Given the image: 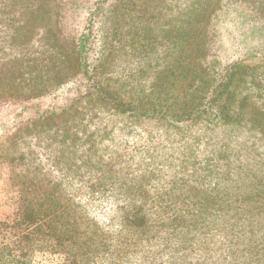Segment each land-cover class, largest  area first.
<instances>
[{"label": "rangeland", "instance_id": "1", "mask_svg": "<svg viewBox=\"0 0 264 264\" xmlns=\"http://www.w3.org/2000/svg\"><path fill=\"white\" fill-rule=\"evenodd\" d=\"M59 3L0 0V242L14 241L4 224H17L22 195L32 182L41 189L50 180L67 179L75 183L70 190L75 196L82 191L78 180L102 179L104 186L84 193H90L89 201L103 222L112 216V198L134 195L148 205L156 234H146L143 242L132 247L126 234L111 264L195 261L196 257H186L191 255L186 241L192 235L182 233L201 227L202 205L208 202L205 198L220 194L221 184L241 182L258 188L262 207L254 211L264 212V112L248 114L252 118L233 142L234 154L222 156L225 160L209 173L213 178L205 189L198 179L207 176L215 150L227 135L224 129H208L206 123L200 124L202 119L175 127L168 117L111 121L107 111L88 124L85 119L91 116L82 118L87 110L82 106L65 116L51 113L50 118L42 119L38 106L55 110V102L38 99L21 103L26 93L47 82L54 68H63L68 60L73 62L68 39L57 32ZM142 9L129 13L122 32L123 47L111 69L116 76L122 73L118 79L133 90L134 97L144 90L152 105L167 103L178 113L185 106H193L207 91L213 67H219V55L233 51L229 42L239 33H226L237 29L234 22L241 16L235 21L236 15L243 13L264 22V0H144ZM17 113L20 119L15 118ZM255 115L261 119L260 128L253 120ZM113 123H117L112 127L114 133L108 134ZM206 207L217 209L209 204ZM179 211L188 221L178 224L172 220L171 215ZM250 218L253 225L249 227L264 226ZM208 223V229L221 236L223 228L214 227L211 218ZM183 226L189 227L184 230ZM31 264L68 261L65 254L38 250Z\"/></svg>", "mask_w": 264, "mask_h": 264}, {"label": "trees", "instance_id": "2", "mask_svg": "<svg viewBox=\"0 0 264 264\" xmlns=\"http://www.w3.org/2000/svg\"><path fill=\"white\" fill-rule=\"evenodd\" d=\"M59 6L57 32L68 39L73 62L68 60L63 68H54L56 71L47 82L38 84L28 95L26 93L21 103L38 99L55 102V110L38 106L42 119L50 118L51 113L65 116L82 106L87 109L82 118L91 116L90 120L85 119L88 124L99 118L100 112L107 111L111 121L168 117L169 124L175 127L185 121L202 119L204 122L200 124L206 123L208 129H224L222 131L227 135L222 137L223 144L218 151L215 150L207 176L198 179L200 185L208 189L213 178L210 174L221 167L220 160H225L222 156L234 154L233 142L243 130L244 123L252 118L248 114L264 112V22L250 15L244 17L243 13L236 15L235 21L241 16L237 23L234 22L237 29L226 33L228 36L239 33L229 42L233 51L219 55V67H213L214 75L206 85L207 91L193 106H185L178 113L167 103L152 105L150 102L153 101L144 90L134 97L133 90L118 79L122 73L116 76L111 69L115 56L123 47L122 32L126 19L131 11L143 10L144 0H60ZM50 75L51 72L48 77ZM15 118H21L19 113ZM253 120L260 128L261 119L256 116ZM116 124L111 125L108 134ZM227 127L230 130H226ZM66 170L70 171V167ZM246 178H239V181L248 182ZM48 183L41 189L40 184L30 183L22 195L17 224H4L12 231L10 236L14 241L0 242V264H31L38 250L65 254L68 264H111L115 262L113 257L119 253V244L125 241L126 234L129 247L143 242L146 234H156L151 228L148 205L139 196L112 198V216L103 222L98 219L93 201H89L90 193H84V190L104 186L102 179L78 180L82 191L75 196L70 194L75 183L67 179ZM216 187L220 185L216 183ZM36 189L39 192L35 193ZM221 189L220 194L205 198L208 202L202 205L201 227L182 233L192 235L190 241H186L191 255L186 257H196L187 264H264V226L249 227L252 224L250 217L253 222L255 219L264 223V212L254 211L262 207L258 188L237 182L232 186L221 184ZM208 204L217 209L206 207ZM218 204L221 205L218 207ZM171 218L178 224L188 221L181 211L172 214ZM209 218L214 227L223 228L219 231L221 236L216 230L208 229ZM188 227L182 228L186 230ZM175 241L181 242L179 239Z\"/></svg>", "mask_w": 264, "mask_h": 264}, {"label": "crops", "instance_id": "3", "mask_svg": "<svg viewBox=\"0 0 264 264\" xmlns=\"http://www.w3.org/2000/svg\"><path fill=\"white\" fill-rule=\"evenodd\" d=\"M1 196V195H0ZM1 198V197H0ZM1 202V201H0ZM0 212H1V210H0Z\"/></svg>", "mask_w": 264, "mask_h": 264}]
</instances>
